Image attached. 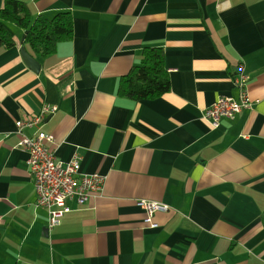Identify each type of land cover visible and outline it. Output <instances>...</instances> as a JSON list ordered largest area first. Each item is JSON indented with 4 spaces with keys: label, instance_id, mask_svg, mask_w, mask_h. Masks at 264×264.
<instances>
[{
    "label": "crops",
    "instance_id": "crops-1",
    "mask_svg": "<svg viewBox=\"0 0 264 264\" xmlns=\"http://www.w3.org/2000/svg\"><path fill=\"white\" fill-rule=\"evenodd\" d=\"M20 1L34 19L70 11L74 38L40 59L16 28L0 49V264H264V0ZM146 46L163 48L171 91L119 97ZM240 66L252 108L214 129L204 112L239 97ZM45 105L57 113L24 134L53 135L59 161L105 177L57 227L18 148L16 123ZM141 200L169 206L157 228Z\"/></svg>",
    "mask_w": 264,
    "mask_h": 264
},
{
    "label": "built area",
    "instance_id": "built-area-1",
    "mask_svg": "<svg viewBox=\"0 0 264 264\" xmlns=\"http://www.w3.org/2000/svg\"><path fill=\"white\" fill-rule=\"evenodd\" d=\"M232 81L239 91V97H221L204 112L205 120L214 129L219 128L223 120H234L242 111L252 108L248 92L249 76L244 66L239 67ZM57 111V106L45 105L38 116L16 123L21 139L18 148L28 155L27 164L37 194L35 206L48 210L51 227L59 226L62 218L72 211L70 202L81 207L100 197L105 183L104 176L83 174L79 160L67 164L59 161L53 150L56 144L53 135L43 131H38L33 136L24 134V129L41 125ZM138 204L145 211V223L152 228L158 227L154 223L155 215L170 210L169 206L158 202L141 200Z\"/></svg>",
    "mask_w": 264,
    "mask_h": 264
},
{
    "label": "trees",
    "instance_id": "trees-1",
    "mask_svg": "<svg viewBox=\"0 0 264 264\" xmlns=\"http://www.w3.org/2000/svg\"><path fill=\"white\" fill-rule=\"evenodd\" d=\"M16 28L26 32L25 45L40 59L55 54L60 44L74 38V18L70 11L34 19L26 2L6 0L0 9V49L16 46ZM170 91L171 80L165 67L163 48L146 46L142 51L141 64L121 78L117 95L142 101L163 97ZM262 223L264 226V214Z\"/></svg>",
    "mask_w": 264,
    "mask_h": 264
},
{
    "label": "water",
    "instance_id": "water-1",
    "mask_svg": "<svg viewBox=\"0 0 264 264\" xmlns=\"http://www.w3.org/2000/svg\"><path fill=\"white\" fill-rule=\"evenodd\" d=\"M21 55L24 62L27 64L29 68H31L36 73H38L41 70V64L35 58H33L28 54L25 47L21 49Z\"/></svg>",
    "mask_w": 264,
    "mask_h": 264
}]
</instances>
